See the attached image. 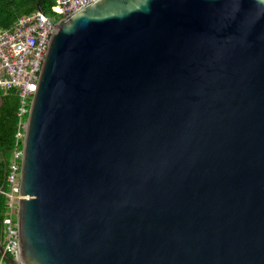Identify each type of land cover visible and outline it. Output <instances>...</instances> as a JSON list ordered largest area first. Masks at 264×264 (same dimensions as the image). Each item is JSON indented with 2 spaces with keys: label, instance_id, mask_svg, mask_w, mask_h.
Wrapping results in <instances>:
<instances>
[{
  "label": "water",
  "instance_id": "obj_1",
  "mask_svg": "<svg viewBox=\"0 0 264 264\" xmlns=\"http://www.w3.org/2000/svg\"><path fill=\"white\" fill-rule=\"evenodd\" d=\"M21 127L7 264H264V0L83 5Z\"/></svg>",
  "mask_w": 264,
  "mask_h": 264
},
{
  "label": "built area",
  "instance_id": "obj_2",
  "mask_svg": "<svg viewBox=\"0 0 264 264\" xmlns=\"http://www.w3.org/2000/svg\"><path fill=\"white\" fill-rule=\"evenodd\" d=\"M93 0H56L55 12L45 14L37 9L17 18L9 28H0V91L17 90L19 121L15 133V146L6 168L7 215L2 220L1 242L4 251L11 256L18 253V233L16 228V206L22 154L24 123L33 92L36 89L40 70L54 23L78 10ZM25 117L24 120H21Z\"/></svg>",
  "mask_w": 264,
  "mask_h": 264
},
{
  "label": "trees",
  "instance_id": "obj_3",
  "mask_svg": "<svg viewBox=\"0 0 264 264\" xmlns=\"http://www.w3.org/2000/svg\"><path fill=\"white\" fill-rule=\"evenodd\" d=\"M37 3L45 14L55 12L56 0H0V28H9L19 16L34 12ZM18 106L19 98L16 89L7 92L0 91V186L3 181V171L8 166L10 153L15 145V133L20 119L17 115ZM24 119L25 117L21 118V120ZM8 190L9 187L5 183L0 191V239L2 237V220L8 210L6 204ZM0 264H7L1 256Z\"/></svg>",
  "mask_w": 264,
  "mask_h": 264
},
{
  "label": "rangeland",
  "instance_id": "obj_4",
  "mask_svg": "<svg viewBox=\"0 0 264 264\" xmlns=\"http://www.w3.org/2000/svg\"><path fill=\"white\" fill-rule=\"evenodd\" d=\"M15 142H16V140H15ZM14 146H15V145H14ZM13 149H14V147H13ZM13 149H12V150H13ZM12 150H11V152H12ZM11 155H12V153H10L9 161H10ZM9 161H8V162H9Z\"/></svg>",
  "mask_w": 264,
  "mask_h": 264
}]
</instances>
